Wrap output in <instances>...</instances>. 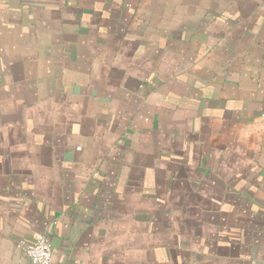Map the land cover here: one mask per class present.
<instances>
[{
    "label": "crops",
    "instance_id": "obj_1",
    "mask_svg": "<svg viewBox=\"0 0 264 264\" xmlns=\"http://www.w3.org/2000/svg\"><path fill=\"white\" fill-rule=\"evenodd\" d=\"M264 264V0H0V264Z\"/></svg>",
    "mask_w": 264,
    "mask_h": 264
},
{
    "label": "built area",
    "instance_id": "obj_2",
    "mask_svg": "<svg viewBox=\"0 0 264 264\" xmlns=\"http://www.w3.org/2000/svg\"><path fill=\"white\" fill-rule=\"evenodd\" d=\"M24 256L30 264H51L52 250L45 235H39L33 242H19Z\"/></svg>",
    "mask_w": 264,
    "mask_h": 264
},
{
    "label": "water",
    "instance_id": "obj_3",
    "mask_svg": "<svg viewBox=\"0 0 264 264\" xmlns=\"http://www.w3.org/2000/svg\"><path fill=\"white\" fill-rule=\"evenodd\" d=\"M26 258V257H25ZM27 259V258H26ZM28 260V259H27Z\"/></svg>",
    "mask_w": 264,
    "mask_h": 264
}]
</instances>
